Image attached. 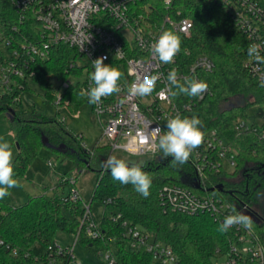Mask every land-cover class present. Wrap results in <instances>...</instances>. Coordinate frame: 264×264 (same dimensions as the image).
Returning <instances> with one entry per match:
<instances>
[{
  "label": "trees",
  "instance_id": "trees-1",
  "mask_svg": "<svg viewBox=\"0 0 264 264\" xmlns=\"http://www.w3.org/2000/svg\"><path fill=\"white\" fill-rule=\"evenodd\" d=\"M257 1L264 8V0ZM177 8L181 9L182 16L190 17L193 22L191 36L182 42V48L190 51L189 60L205 54L214 62L213 70L202 75L211 94L198 101L184 116L198 117L202 132L214 129L232 145L236 153L234 170L224 174L211 173L201 184L202 188L196 189L191 185L196 175L189 160L173 165L170 163L172 157H163L161 151L154 159L141 165L151 179L147 198L131 184L123 185L113 180L110 170L105 167L103 172L97 170L96 185L88 202L81 199L67 202L63 201L64 196L44 193L31 196L15 206L0 201V237L18 249L17 254H12L0 247V264H68L67 256L50 259L48 247L57 243L55 233L58 230L77 235L87 252L97 258L110 249L115 264H156L142 245L130 246L129 240L123 236L121 220L148 232L155 240L170 247L184 264H215V260L228 253L232 231L221 232L220 224L208 213L189 216L164 212L158 192L167 183H178L195 194L228 201L238 213L251 218V228L264 244V219L255 210L256 196L264 189V84L255 81L244 64L249 58V40L238 30L234 19L214 2L181 0ZM12 16L14 11L10 4L0 2V24L4 28L12 24ZM77 58L79 55L74 49L62 44L53 46L48 58H38L31 64L34 74L21 79V89L0 91V112H5L18 145L13 160L17 180L37 156L40 146L48 147L62 158H72L75 170L79 171L83 167L92 169L93 164L103 166L109 155V145L95 144L91 149H85L78 136L70 133L60 121L58 112L49 115L34 108L27 111L18 103L20 91L28 87L30 80L41 86L45 90V98L52 102L53 94L60 93L73 111L87 103L77 85L61 90L59 84L53 88L50 81L54 77L61 82L74 74L76 71L69 69L68 65ZM235 98H239L237 103H232ZM252 107L256 109L249 121L248 110ZM256 118L263 121L258 123ZM238 119L245 120L248 129L237 132L234 123ZM67 136L70 138L68 142ZM63 175L67 176V172ZM219 183L222 190H205ZM65 184L66 181L60 178L56 186L63 191ZM94 199L104 206L97 223L103 236L97 239L86 235L85 223L81 225L80 221L83 203L91 207ZM117 212L121 219L113 221L111 217ZM35 243L45 247L42 254L33 253ZM216 250L220 253L217 254ZM98 264L108 263L100 259ZM243 264H264V261L246 258Z\"/></svg>",
  "mask_w": 264,
  "mask_h": 264
},
{
  "label": "built area",
  "instance_id": "built-area-1",
  "mask_svg": "<svg viewBox=\"0 0 264 264\" xmlns=\"http://www.w3.org/2000/svg\"><path fill=\"white\" fill-rule=\"evenodd\" d=\"M5 1L12 7L14 16L8 28L0 24V91L21 89V79L34 74L31 64L38 58H48L53 46L62 44L74 49L79 58L70 61L69 69L76 71L70 76L79 78L84 73V77L70 81L69 76L59 83L60 89L77 85L80 92L85 93L83 96L101 126V134L108 140L109 156L120 150L143 157L145 161L154 159L161 150L153 129L159 127L160 135H163L170 118L177 115L184 118L186 111L211 94L208 86L202 97L172 96L170 93L160 95L168 87L167 75L173 68L177 70L180 83L187 79L206 82L202 75L214 68L209 56L198 54L189 60L190 51L182 48L183 40L191 36L193 22L190 17L182 16L181 9L177 8L181 0H0ZM208 1L221 6L234 19L238 30L246 35L249 45H260V55L264 56V8L257 0ZM165 30L172 31L181 40L180 51L170 64L159 62L150 51V46ZM101 56L107 57L105 65L122 73L118 81L121 91L103 97L98 104H91L87 92L94 86L89 79L94 71L92 61ZM244 64L254 80L264 84V63L258 64L249 57ZM152 75H158L159 79L150 95H130L129 87L133 82ZM172 91L178 92V89L173 87ZM58 94L55 104L67 107L68 100ZM56 112L59 113L58 110ZM59 116L63 122L65 116L60 113ZM234 129L242 132L248 129V123L238 119ZM202 133V143L189 157L196 175L194 180L201 188L211 173L232 172L236 166V153L223 136L214 129ZM62 180L70 183L63 201L80 200L74 178ZM158 194L164 212L189 216L208 213L219 224L228 215L238 213L228 201L195 194L178 183L164 184ZM83 206L80 221L81 225L85 223L86 235L91 239L102 238V232L91 217L90 204L83 203ZM111 218L118 221L121 214L117 212ZM121 226L130 246L142 245L156 264H184L170 247L155 240L148 232L130 225L126 220H121ZM229 230L233 234L228 253L215 260V264H243L246 258L261 263L264 261L263 244L251 227L235 225ZM0 247L12 254L18 252L1 237ZM48 249L51 260L60 256H67L69 262L74 259L73 246L62 248L55 243ZM216 253L220 252L216 250ZM100 259L115 264L110 249L100 253Z\"/></svg>",
  "mask_w": 264,
  "mask_h": 264
},
{
  "label": "rangeland",
  "instance_id": "rangeland-1",
  "mask_svg": "<svg viewBox=\"0 0 264 264\" xmlns=\"http://www.w3.org/2000/svg\"><path fill=\"white\" fill-rule=\"evenodd\" d=\"M83 77L84 73H81L79 78L70 76L68 79L70 81H76L77 79L82 80ZM50 81L53 88H56L60 83V80L54 77H51ZM27 86L26 89L19 93L18 103L23 109L31 111L34 108L49 115L54 114L56 110H58L60 115L65 116L63 123L67 130L78 136L80 143L85 149H91L95 144L108 145V140L106 137L102 136L101 126L96 116L91 111L90 104L84 102L77 110L73 111L64 104H55L59 96L58 93L53 92L54 101L52 102L48 100V98H45V90L35 81L30 80ZM238 99L239 98H235L231 100V102L237 103ZM12 106L15 107V104H12ZM255 109V107H252L248 110L249 121L252 119L251 115L255 112ZM256 121L261 123L263 120L261 118H256ZM0 138L7 140L11 145L14 160L18 148L14 141L13 132L5 112H0ZM69 139L70 138L67 136V142ZM113 154L124 161H138L144 159L143 157L132 156L120 150L115 151ZM91 168L92 169L83 167L80 171L75 170L72 158H62L48 147L40 146L37 156L31 160L23 175L18 179L20 186L9 189L10 195L5 196L3 199H0V201L15 206L23 203L31 196H38L43 193L47 195L58 194L59 196H66L70 189V183L64 185L63 191L56 186V183L60 181V178L65 179L66 177H73L80 199L88 202L91 199L96 185L98 176L97 170L101 169V172H103L105 166L93 164ZM64 172H67V176L63 175ZM256 197L257 202H255V210L259 216L264 217V195ZM103 210L104 206L102 203H99L96 199L92 200L91 217L95 224L99 222ZM254 234L259 236L255 232ZM75 236V234L61 230L55 233V240L60 247L67 248L73 246L74 259L68 264H98L100 258L87 252L84 245ZM44 250L45 247L40 243H35L32 248L33 253L36 255L42 254Z\"/></svg>",
  "mask_w": 264,
  "mask_h": 264
},
{
  "label": "clouds",
  "instance_id": "clouds-1",
  "mask_svg": "<svg viewBox=\"0 0 264 264\" xmlns=\"http://www.w3.org/2000/svg\"><path fill=\"white\" fill-rule=\"evenodd\" d=\"M181 40L179 36L169 30L163 31L155 43L150 46V51L163 64H170L174 57L180 51ZM248 56L253 58L256 63H264V56L260 55V45L250 44L247 49ZM107 57L101 56L92 61L94 71L89 79L93 82L87 92L89 103L98 104L103 97L110 96L113 93L121 91L118 81L122 73L110 65H105L104 60ZM158 75L145 76L137 79L129 87V93L132 96H148L155 89ZM168 87L160 93L164 96L170 93L172 96L184 94L190 97H202L207 91L208 85L204 81L196 79H187L184 83L178 80L177 70L173 68L167 75ZM178 89L172 91V88ZM82 96L85 93H80ZM199 125L201 121L198 117H184L179 115L170 118L167 121V131L160 135L161 129L156 127L153 133L158 137V147L162 151L163 157H172L170 163L184 164L189 160L192 151L200 146L203 141V133ZM106 169L110 170L113 180L119 181L123 185L131 184L135 190L147 198L150 195L151 179L149 175L142 170V166L132 164L129 166L123 159L116 156H109L104 162ZM19 182L15 178L13 166V152L11 145L7 140L0 138V199L10 195L9 189L19 187ZM251 218L243 213L228 215L220 224L219 230L227 232L235 225H241L250 228Z\"/></svg>",
  "mask_w": 264,
  "mask_h": 264
},
{
  "label": "water",
  "instance_id": "water-1",
  "mask_svg": "<svg viewBox=\"0 0 264 264\" xmlns=\"http://www.w3.org/2000/svg\"><path fill=\"white\" fill-rule=\"evenodd\" d=\"M16 145H17V143H16ZM17 147H18V145H17ZM125 162L128 163L129 166H131L132 164L143 165V163L145 162V159H143V160H138V161L125 160ZM191 185H192L194 188H196V189H201L200 185H199L198 182L195 181V180H193V181L191 182ZM222 188H223V187H222V184L219 183V184H216L215 186H212V187L206 189V191H213V190H215V189L222 190Z\"/></svg>",
  "mask_w": 264,
  "mask_h": 264
},
{
  "label": "flooded vegetation",
  "instance_id": "flooded-vegetation-1",
  "mask_svg": "<svg viewBox=\"0 0 264 264\" xmlns=\"http://www.w3.org/2000/svg\"><path fill=\"white\" fill-rule=\"evenodd\" d=\"M262 195H264V189H262L261 192H260V194H258V196H262ZM260 217L264 219L263 216H260Z\"/></svg>",
  "mask_w": 264,
  "mask_h": 264
},
{
  "label": "crops",
  "instance_id": "crops-1",
  "mask_svg": "<svg viewBox=\"0 0 264 264\" xmlns=\"http://www.w3.org/2000/svg\"><path fill=\"white\" fill-rule=\"evenodd\" d=\"M57 184V183H56Z\"/></svg>",
  "mask_w": 264,
  "mask_h": 264
}]
</instances>
